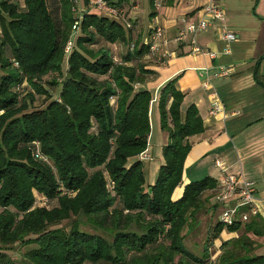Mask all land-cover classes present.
I'll return each mask as SVG.
<instances>
[{"label":"trees","instance_id":"16d2710c","mask_svg":"<svg viewBox=\"0 0 264 264\" xmlns=\"http://www.w3.org/2000/svg\"><path fill=\"white\" fill-rule=\"evenodd\" d=\"M22 1L0 0V264H264L252 238L264 236L263 219L257 213L223 224L213 200L218 179L190 180L172 198L190 138L204 131L194 104L181 111L177 78L158 93L167 142L153 184L145 183L139 155L153 96L142 84L155 74L148 64L160 61L150 54L149 29L134 34L123 0H105L117 16L89 9L86 0L79 16L69 0ZM99 40L122 44L121 59L93 47ZM259 60L253 78L264 91ZM206 207L216 221L195 253L184 239ZM72 217L84 222L58 227ZM224 229L238 235L213 257ZM15 244L27 245L18 261L7 252Z\"/></svg>","mask_w":264,"mask_h":264},{"label":"crops","instance_id":"0c3cea01","mask_svg":"<svg viewBox=\"0 0 264 264\" xmlns=\"http://www.w3.org/2000/svg\"><path fill=\"white\" fill-rule=\"evenodd\" d=\"M131 1L123 0L121 4L128 8L134 34L144 37L151 26L159 24L169 40L164 47L169 55L160 62L148 64L155 74L149 75L142 84L153 96L145 149L149 158L144 167L145 178L148 173L152 180L147 185L153 184L163 163L162 147L167 142V133L160 128L158 93L166 81L177 78L176 85L185 94L181 111L194 104L203 120L204 131L190 138L192 145L183 163L181 183L172 198L178 199L190 180L206 175L218 179L226 173L240 174L254 182V204L264 221V91L253 78L259 59V73L264 77V0H214L224 10V21L216 22L197 36L201 48L215 53L213 58L191 54L187 45H178L174 40L184 25L182 19L196 21L199 9L212 0H163L159 8L151 7L147 0L149 9L139 4L131 6ZM222 26L234 35L232 40L220 37ZM222 66L229 67L230 72L226 76L212 77L221 108L210 115L212 90L202 87L199 72L207 68L213 75ZM237 235L224 229L213 241L216 253L222 241ZM252 238L258 243L255 252L264 255V236Z\"/></svg>","mask_w":264,"mask_h":264},{"label":"built area","instance_id":"2783aa9c","mask_svg":"<svg viewBox=\"0 0 264 264\" xmlns=\"http://www.w3.org/2000/svg\"><path fill=\"white\" fill-rule=\"evenodd\" d=\"M73 6L72 10L76 16H79L83 11L82 0H69ZM89 9L109 16H117V11L105 0H86ZM163 0H152L154 8L161 7ZM224 10L214 0L204 4L199 9V16L196 21L188 22L185 18L182 19L184 25L177 31L174 38L178 45H187L188 51L191 54H206L213 58L215 53L209 52L201 48L198 43L197 36L205 32L210 26L216 22L222 23L224 21ZM223 25V24H222ZM79 28V21H74L72 25L71 34L65 46V54L67 55L74 44V36ZM220 37L225 40H232L234 35L221 27ZM168 39L164 34L162 26L155 24L149 28V51L157 60L164 59L169 53L164 49L168 43ZM230 72L229 67H220V69L212 74L207 68H202L199 76L203 78L202 87L206 90H212L211 102L209 107V114L215 115L221 108V102L218 98L217 92L212 85V77L226 76ZM149 158L148 154L142 152L139 159L144 161ZM215 164L219 166L216 161ZM255 186L254 182L245 179L240 174H223L218 178V187L213 197V200L219 205L220 213L219 219L223 224H230L235 220L246 221L249 215L257 214V208L254 204ZM39 205L46 204V200L42 199ZM244 208V209H243ZM242 209V210H241Z\"/></svg>","mask_w":264,"mask_h":264},{"label":"rangeland","instance_id":"374dc122","mask_svg":"<svg viewBox=\"0 0 264 264\" xmlns=\"http://www.w3.org/2000/svg\"><path fill=\"white\" fill-rule=\"evenodd\" d=\"M14 1H18L20 3V5H23V1L22 0H14ZM131 2H132V6H134L136 4H139V5H143L146 9H149V4H148L147 0H132ZM54 6H57V4H54ZM54 6L52 5V7H54ZM54 9H55L54 15L57 16L58 15V10L55 7H54ZM100 46L109 47L112 50V52L114 53V55L117 57L118 60L121 59L122 54H124V52H125L124 46L122 44H120V43L112 45V44H108V43L104 42L103 40H99L96 44L93 45V47H95V48L100 47ZM52 93H53V96H55L57 91L53 90ZM41 102L42 101H38L36 103L37 104L36 106L40 107L41 106ZM150 105H152V103ZM145 162L146 161L144 160L143 161V169H144V167L146 165ZM151 180H152L151 177H149L148 173H147L146 178H145V183L147 184V182H150ZM75 219H79L80 221L84 222V218L83 217H79V218L72 217L69 220L62 221L58 225V227L69 229L71 221L75 220ZM215 221H216V213L214 211H212L211 208L206 207L205 210L203 209L202 211H200L197 214V223H195V222H194L195 224L192 223L193 227H192L191 232H189L185 236L184 242H185L186 247L188 249L192 250L195 253L201 252L202 251L204 237L210 231V229L214 225ZM83 226H86L85 229H89V227L87 225H83ZM26 249H27V245L15 244L7 252L9 253V255L13 259L18 261L20 259L21 255H22V253ZM210 249H211V252H212L213 257H214L217 254L216 253L217 250H216V248L214 246H212Z\"/></svg>","mask_w":264,"mask_h":264},{"label":"water","instance_id":"95a60500","mask_svg":"<svg viewBox=\"0 0 264 264\" xmlns=\"http://www.w3.org/2000/svg\"><path fill=\"white\" fill-rule=\"evenodd\" d=\"M151 190L149 189V192H150Z\"/></svg>","mask_w":264,"mask_h":264}]
</instances>
